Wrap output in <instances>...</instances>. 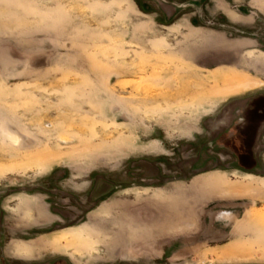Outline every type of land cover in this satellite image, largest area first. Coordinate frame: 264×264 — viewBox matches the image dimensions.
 Wrapping results in <instances>:
<instances>
[{"label": "rangeland", "instance_id": "rangeland-1", "mask_svg": "<svg viewBox=\"0 0 264 264\" xmlns=\"http://www.w3.org/2000/svg\"><path fill=\"white\" fill-rule=\"evenodd\" d=\"M262 134L264 0H0V264H264Z\"/></svg>", "mask_w": 264, "mask_h": 264}, {"label": "crops", "instance_id": "crops-1", "mask_svg": "<svg viewBox=\"0 0 264 264\" xmlns=\"http://www.w3.org/2000/svg\"><path fill=\"white\" fill-rule=\"evenodd\" d=\"M261 138H262V141H263V144H264V134H262ZM261 157H262L261 159L264 158V156H261ZM256 160L261 161L257 155H256ZM263 162H264V161H263ZM263 162H261V163L263 164ZM9 245H10V244H9ZM14 246H15V245L11 243V247H10L11 251L14 250ZM12 247H13V248H12ZM6 248H7V246L5 245V246H4V249H6Z\"/></svg>", "mask_w": 264, "mask_h": 264}]
</instances>
